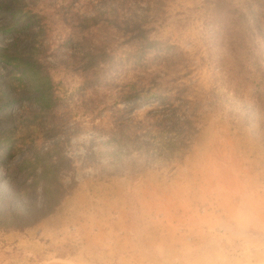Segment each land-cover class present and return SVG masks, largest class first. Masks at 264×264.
Wrapping results in <instances>:
<instances>
[{
	"label": "trees",
	"instance_id": "16d2710c",
	"mask_svg": "<svg viewBox=\"0 0 264 264\" xmlns=\"http://www.w3.org/2000/svg\"><path fill=\"white\" fill-rule=\"evenodd\" d=\"M162 2L69 0L70 14L58 26L47 0L0 1L5 12L0 39L20 44L0 46V68L7 71L0 75V121L11 123L0 132L1 230L21 232L36 226L79 185L71 176L76 159L66 145L73 115L61 100L71 77L84 80L80 101L91 97L92 113H108L105 131L97 134L101 141L91 154L109 158L101 164V173L109 177L127 171L128 176L142 175L172 162L198 136L204 110L221 108L229 93L237 97L251 90L262 95L264 0L204 4L211 55L202 61L214 66L216 77L222 76L210 88L193 77L197 66L189 54L153 38L136 16L142 5L159 10ZM59 47L75 48L78 56L62 54ZM226 48L235 53L237 66L224 67V59L218 58L216 52ZM233 74L237 79H228ZM131 101L135 107H120ZM19 116H24V125ZM43 140L52 142L41 145ZM26 142L32 144L24 149Z\"/></svg>",
	"mask_w": 264,
	"mask_h": 264
},
{
	"label": "rangeland",
	"instance_id": "374dc122",
	"mask_svg": "<svg viewBox=\"0 0 264 264\" xmlns=\"http://www.w3.org/2000/svg\"><path fill=\"white\" fill-rule=\"evenodd\" d=\"M47 1L53 19L63 25L69 0ZM206 1L163 0L159 10L145 4L135 13L153 38L189 54L197 66L193 77L210 88L222 76L202 61L211 55L204 33ZM4 16L1 10L0 18ZM1 38L3 48L19 44ZM59 50L78 56L75 48ZM216 54L224 67L238 65L227 48ZM259 60L264 63V49ZM6 72L0 68L1 76ZM232 78L237 79L235 74ZM83 81L71 77L61 97L73 115L66 145L76 159L71 176L79 185L36 226L21 232L0 229V264H264V89L261 96L251 90L237 97L229 93L221 108L204 110L198 136L172 162L142 175L128 176L127 171L109 177L101 173L109 158L91 154L108 113H92L88 95L80 101ZM135 105L131 101L120 107ZM8 128L11 123L0 121V132ZM26 143L24 149L32 144Z\"/></svg>",
	"mask_w": 264,
	"mask_h": 264
}]
</instances>
